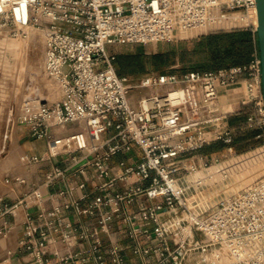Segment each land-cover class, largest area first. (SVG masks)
<instances>
[{
    "label": "built area",
    "instance_id": "obj_1",
    "mask_svg": "<svg viewBox=\"0 0 264 264\" xmlns=\"http://www.w3.org/2000/svg\"><path fill=\"white\" fill-rule=\"evenodd\" d=\"M254 8L255 0H0V29L10 35L43 31V71L58 89L54 100L39 98L18 117L31 137L45 141L43 154L26 159L70 156L75 172L83 174L92 166L98 180L96 195L85 206L75 200L62 205L75 206L79 214L98 215L99 229L90 235L78 231L80 226L61 222V206L49 212L45 225L59 231L69 247L77 238L93 237L88 248L67 253L62 262L79 257L83 262L92 258L95 264H128L115 244L107 247V260L97 236L118 219L134 241L132 252L142 257L138 264H264V176L201 211L192 207L189 192L202 180L184 177L191 173L188 156L213 140L226 142L231 150L236 133L254 131L253 138L264 143L257 48L244 64L152 72L136 81L117 73L115 55L108 50V45L170 41L178 32L207 29L218 13L239 11L248 16ZM252 30L255 33L254 24ZM240 87L243 96L235 101V114L243 106L244 118L230 124L227 116L233 111L223 109L220 96ZM143 89L147 92L141 93ZM134 145L140 159L133 164L121 160V170L111 173L116 165L108 164L110 158ZM198 157L201 167L208 168L210 162ZM64 175L54 165L46 183ZM131 175L136 183L112 190L116 181ZM139 196L138 208L131 209ZM32 197H40V192L25 193L14 203L0 197V218ZM6 232L0 227V235ZM47 239L48 233L28 216L21 245L42 261Z\"/></svg>",
    "mask_w": 264,
    "mask_h": 264
},
{
    "label": "rangeland",
    "instance_id": "obj_2",
    "mask_svg": "<svg viewBox=\"0 0 264 264\" xmlns=\"http://www.w3.org/2000/svg\"><path fill=\"white\" fill-rule=\"evenodd\" d=\"M252 15L253 13H249L246 16L245 13L239 11L218 13L217 17L213 19L212 26L209 23L207 29L195 28L178 32L172 41L144 45L125 44L117 45L115 48L134 51L136 47L141 46L146 53H151L159 49H167L172 45L176 49L188 48L191 46L189 42L191 39L186 37L191 33L194 35L193 38L209 33L246 29L253 34ZM228 27L232 28L225 29ZM29 30H31L30 33ZM255 50L256 46H253L250 57L255 53ZM188 57L191 60L185 59L187 68L194 65L195 61H201V58L194 55ZM43 60V31L27 29L24 35H10L8 30L0 29V186L3 185L6 178L18 175L26 164L20 138L19 115L31 109L39 98L41 101H52L57 97V85L45 75ZM169 65L162 66L159 70L152 72H159ZM172 67L181 69L183 66L175 63L169 69ZM129 76L136 81L142 74ZM145 92H147L146 89L141 91V93ZM230 93L231 102L229 101L230 104L223 107L229 112L233 111L227 116L228 119L237 115L241 116L245 111L244 107L240 106L238 114H235L237 113L236 104H232L242 98L243 87L231 89ZM216 141L222 140L216 139L211 142ZM222 142L228 145L226 142ZM198 154L203 155L204 159L210 162L208 168L201 167ZM185 162L190 166L191 173H185L184 177L188 181L198 178L202 180L200 185L194 186L189 192V201L192 207L201 211L264 176V143L255 138H247L243 142L233 145L231 150L226 146L208 155L197 152L196 155H189ZM197 173L199 176H196Z\"/></svg>",
    "mask_w": 264,
    "mask_h": 264
},
{
    "label": "crops",
    "instance_id": "obj_3",
    "mask_svg": "<svg viewBox=\"0 0 264 264\" xmlns=\"http://www.w3.org/2000/svg\"><path fill=\"white\" fill-rule=\"evenodd\" d=\"M191 33L186 38H190L191 46L188 48L197 50V43L199 37L193 38ZM172 41V40H170ZM187 43V42H184ZM125 45V44H124ZM144 45V44H138ZM117 45H108V50L111 53L125 52V53H137L143 52L145 55H150L155 52L168 51L175 48L173 45L167 49H159L157 51L146 53L141 46L136 47L134 51L116 49ZM178 50L180 48H177ZM200 55V56H199ZM201 54H197V58H201ZM181 64L185 66V62H181L176 55L173 62L164 70H170L171 66ZM182 67V68H183ZM181 68V69H182ZM173 69V67H172ZM146 72L133 73V74H145L152 73L151 66L147 67ZM157 70V69H156ZM180 70V69H175ZM145 73V74H144ZM128 74V73H127ZM141 76V77H142ZM231 90L223 92L220 96V102L223 107L229 105ZM232 104H236L235 101ZM241 118L242 116H234V118ZM22 139V151L26 156L41 155L45 152V141L42 139H35L30 136L27 128H20ZM141 157L139 148L134 145L131 150L126 152H120L113 155L108 161L109 165L114 166L111 173H118L121 168L117 166V163L124 160L126 163L133 164L137 162ZM57 165L65 171V175L53 181L52 183H46V175L48 171ZM75 165L70 156H55L48 160L41 162H30L26 159L24 168L18 173V175H12L6 178L3 185L0 186V197H3L5 201L14 203L18 201L25 193L36 190L40 192V197H32L28 204H18L13 213L6 214L0 218V227H6L7 232L5 235H0V264H95L94 260L88 259L87 261H81L79 257H74L71 261L62 262V257L69 252H75L77 250L86 249L89 247L93 237L88 236L86 238H77L74 240L73 246L69 247L67 242L62 240L60 232H54L50 226L45 225L50 220L49 212L55 206H61L60 218L61 222H69L74 226H80L78 231H84L87 235H90L94 229H99L98 215H85L79 214L75 206L69 208H63L62 205L70 201H78V206H85L95 195L94 186L98 183V180L93 177L94 168L92 166L86 167V172L83 174L74 171ZM17 178V179H16ZM197 178V177H196ZM84 182V187H79V184ZM136 177L131 175L129 179L124 181H116L112 190H122L126 186L136 183ZM142 197L139 196L137 200L132 204L131 209H137ZM33 218V221L40 225V230H44L48 233L47 244L45 248V254L42 261H38L34 258L33 254L25 249L21 245L20 241L24 238L25 221L27 217ZM39 232L36 233V236ZM97 236L101 238L102 245L101 251L105 258L109 260V255L106 252L107 247L110 244L118 245L121 252L124 254L128 264H138L142 261V257L135 255L132 252V246L134 244L133 239L128 235L127 228L116 219L111 225L108 232L99 231ZM141 242L145 243L144 237H140Z\"/></svg>",
    "mask_w": 264,
    "mask_h": 264
},
{
    "label": "trees",
    "instance_id": "obj_4",
    "mask_svg": "<svg viewBox=\"0 0 264 264\" xmlns=\"http://www.w3.org/2000/svg\"><path fill=\"white\" fill-rule=\"evenodd\" d=\"M254 22V21H253ZM228 27L225 29H230ZM254 38V43H253ZM256 46V33H251L250 30H233L230 32H216L200 36L197 43V50L191 48H172L168 51L155 52L150 55H145L143 52L125 53L115 52L114 65L119 75H131L133 73H143L148 71L147 67L160 69V67L170 64L174 61L176 55L181 62H186L189 55L201 54V61H195V64L190 67H183L180 70H160L159 72H185L188 70H214L216 68L225 67L234 64H244L250 60V53ZM200 56V55H199ZM188 58V59H187ZM187 59V60H185ZM128 73V74H127ZM242 116V115H241ZM240 117H231L228 119L230 124L241 122ZM254 131H246L236 133L231 141V145L243 142L247 138H253ZM227 145L222 141L211 142L201 147L198 152L210 154L220 150Z\"/></svg>",
    "mask_w": 264,
    "mask_h": 264
},
{
    "label": "water",
    "instance_id": "obj_5",
    "mask_svg": "<svg viewBox=\"0 0 264 264\" xmlns=\"http://www.w3.org/2000/svg\"><path fill=\"white\" fill-rule=\"evenodd\" d=\"M257 24L255 25L257 50L261 66V86L264 103V0H255Z\"/></svg>",
    "mask_w": 264,
    "mask_h": 264
},
{
    "label": "bare ground",
    "instance_id": "obj_6",
    "mask_svg": "<svg viewBox=\"0 0 264 264\" xmlns=\"http://www.w3.org/2000/svg\"><path fill=\"white\" fill-rule=\"evenodd\" d=\"M252 13H253V15H252V17H253V21H254V25H256L257 24V18H256V9L254 8L253 10H252ZM30 31L31 30H29V33H30ZM35 33V32H34ZM34 52V51H33ZM36 52V51H35ZM36 54V53H35ZM37 55V54H36ZM38 56V55H37ZM34 58V57H33ZM37 64V63H36ZM30 91V90H29ZM196 176H199V174L197 173L196 174Z\"/></svg>",
    "mask_w": 264,
    "mask_h": 264
}]
</instances>
